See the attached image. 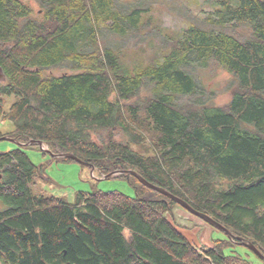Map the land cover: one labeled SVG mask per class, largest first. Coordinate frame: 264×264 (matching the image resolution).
I'll return each mask as SVG.
<instances>
[{
    "label": "trees",
    "instance_id": "trees-1",
    "mask_svg": "<svg viewBox=\"0 0 264 264\" xmlns=\"http://www.w3.org/2000/svg\"><path fill=\"white\" fill-rule=\"evenodd\" d=\"M36 2L37 12L0 0V120L14 127L0 138L42 141L103 178L135 171L264 255V0H214L204 25L164 34L148 60L139 44L155 30L146 31L150 6ZM210 65L236 82L225 105L201 83L198 70ZM94 132L106 135L96 142ZM28 147L0 151L3 264H250L240 248L253 252L222 231L215 248L198 251L168 220L179 205L132 175L112 178L129 182L133 197L37 195V178L53 181Z\"/></svg>",
    "mask_w": 264,
    "mask_h": 264
},
{
    "label": "rangeland",
    "instance_id": "rangeland-1",
    "mask_svg": "<svg viewBox=\"0 0 264 264\" xmlns=\"http://www.w3.org/2000/svg\"><path fill=\"white\" fill-rule=\"evenodd\" d=\"M30 4L34 11H39L36 0H23ZM124 3L140 2L145 7L150 6V13L144 15V21L150 20L147 24L146 31L150 32V37L145 42L140 43V47L146 49L144 58L149 59L158 49L164 46L163 35L169 33H179L191 24L204 25L205 20L212 14L215 9L214 0H120ZM146 22V21H145ZM162 33H158V30ZM239 32H242L239 30ZM141 40V39H139ZM141 42V41H140ZM138 49H136L137 51ZM133 51V50H131ZM201 83L205 86L206 95L213 99L216 106L227 104L232 96V90L235 86L233 77L221 68L210 65L208 68H199ZM59 75V74H58ZM15 102V98L6 99V108H9ZM14 130L13 124L0 120V131L4 135L10 134ZM105 132H94L93 140L100 142L105 137ZM118 141H124L125 135L118 131L115 134ZM18 144L10 141L0 142V151H10L17 149ZM45 148L49 149L47 145ZM26 153L32 162L39 165H46L47 174L53 181V185H48L44 180L37 178L32 185L34 193L47 197L56 196L73 201L79 194L91 195L96 191H119L125 195L134 196V189L129 182L117 178L102 179L103 176L90 166L82 165L76 161H57L52 160V156L44 154L42 149L28 147ZM102 176V177H101ZM168 220L177 230H179L191 244L200 252L205 249L215 248L214 237H222L219 230L210 226L201 219L190 214L182 207L175 206L172 213H169ZM128 237L130 234L125 232ZM250 264H263L256 255L244 248H240ZM245 253L248 256H245ZM0 264H3L0 260Z\"/></svg>",
    "mask_w": 264,
    "mask_h": 264
},
{
    "label": "water",
    "instance_id": "water-1",
    "mask_svg": "<svg viewBox=\"0 0 264 264\" xmlns=\"http://www.w3.org/2000/svg\"><path fill=\"white\" fill-rule=\"evenodd\" d=\"M5 80V75L2 71V69L0 68V81ZM2 141H10L13 143L18 144L19 146L23 147V146H30V145H34V144H38L40 146V148L45 151L47 154H49L50 156H52V158L54 159H61V158H68L71 160H74L82 165H87L90 166L89 164L81 161L78 157H76L75 155L72 154H62V155H56L53 154L49 149L45 148V144L42 141H31L29 143H21L19 142L17 139L15 138H11L9 136H3L0 138V142ZM93 171H94V167H92ZM121 174H126V175H132L135 178H137L141 184H143L144 186L166 196L167 198L173 200L174 202H176L180 207H182L184 210H186L187 212H189L190 214L194 215L195 217L201 219L202 221L206 222L207 224H209L210 226L214 227L215 229L224 232L229 238H236L238 240H240V245H242L243 247L251 250L254 254H256L260 259L264 260V255L258 250V248L248 242V241H244L242 238L240 237H235L226 227H224L221 223H219L218 221H216L215 219L211 218L210 216L197 211L196 209H194L188 202H186L185 200L171 194L170 192H168L167 190L157 187L151 183H149L148 181H146L143 177H141L138 173H136L135 171H127V170H121V171H115L111 174H109L108 176L102 178V179H110L114 176L117 175H121ZM2 175L0 174V180L2 179Z\"/></svg>",
    "mask_w": 264,
    "mask_h": 264
},
{
    "label": "bare ground",
    "instance_id": "bare-ground-1",
    "mask_svg": "<svg viewBox=\"0 0 264 264\" xmlns=\"http://www.w3.org/2000/svg\"><path fill=\"white\" fill-rule=\"evenodd\" d=\"M26 147V146H25Z\"/></svg>",
    "mask_w": 264,
    "mask_h": 264
}]
</instances>
